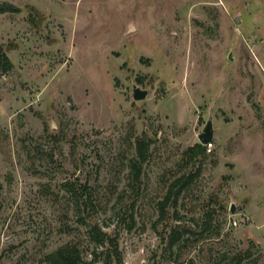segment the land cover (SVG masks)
<instances>
[{"label": "rangeland", "instance_id": "rangeland-1", "mask_svg": "<svg viewBox=\"0 0 264 264\" xmlns=\"http://www.w3.org/2000/svg\"><path fill=\"white\" fill-rule=\"evenodd\" d=\"M3 2L20 12L0 13L13 64L0 77V264H43L77 236L93 251L94 223L118 238L120 264H232L251 242L264 253V0ZM210 116L201 175L160 221L163 179ZM177 225L193 233L170 249Z\"/></svg>", "mask_w": 264, "mask_h": 264}, {"label": "trees", "instance_id": "trees-1", "mask_svg": "<svg viewBox=\"0 0 264 264\" xmlns=\"http://www.w3.org/2000/svg\"><path fill=\"white\" fill-rule=\"evenodd\" d=\"M7 12L17 13L20 10L13 4L7 2L0 3V13ZM31 22L33 24L37 23L34 16H32ZM12 68L13 64L0 41V77L10 72ZM138 82L142 84L143 80L138 78ZM152 144L153 140L145 132L141 137L136 138L134 142L135 155L129 161V184L137 194L141 189L145 173L144 165L148 161ZM206 158L207 146L199 142L185 150L178 164L179 168L175 171H170V178L163 179L162 198L157 204L160 221L168 219V210L178 206L180 199L184 198L186 192L201 175ZM183 169H187L188 171L182 172ZM1 190L2 187L0 185V194ZM84 194L88 197L90 195L87 186L84 187ZM129 217L131 218L132 216L130 215ZM211 218L212 214L208 213L206 219L203 221V231L210 230ZM174 219L178 221L179 217L177 214L174 215ZM76 231L78 232V230ZM191 233L193 232H188L179 225L172 227L167 238L169 248L173 249L176 246L178 248L184 246V243L188 242L186 235ZM83 235L86 236V239L91 244L95 245L96 249L91 251L89 245L86 246L80 242L79 236H77V239L65 243L56 250L45 254L42 261L43 264H91L93 261L95 263L103 261V264L121 263L119 241L116 236L112 237L108 235L97 223L91 224ZM250 245L245 251L233 257L232 264H264V253L256 250L254 248L256 246L252 242ZM98 247H103V251L98 252ZM89 256L93 257L92 262L88 261ZM224 258L226 259V256Z\"/></svg>", "mask_w": 264, "mask_h": 264}, {"label": "water", "instance_id": "water-1", "mask_svg": "<svg viewBox=\"0 0 264 264\" xmlns=\"http://www.w3.org/2000/svg\"><path fill=\"white\" fill-rule=\"evenodd\" d=\"M147 93L148 92L146 90H142L141 88L137 87L136 85L133 87V99L135 101L143 99ZM213 133H214L213 120H212V116H210L208 121L206 122V125H205L203 131L198 136L199 142L205 146L210 144L212 142V139H213Z\"/></svg>", "mask_w": 264, "mask_h": 264}, {"label": "built area", "instance_id": "built-area-1", "mask_svg": "<svg viewBox=\"0 0 264 264\" xmlns=\"http://www.w3.org/2000/svg\"><path fill=\"white\" fill-rule=\"evenodd\" d=\"M234 224L236 225V222H234Z\"/></svg>", "mask_w": 264, "mask_h": 264}]
</instances>
